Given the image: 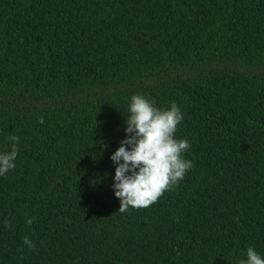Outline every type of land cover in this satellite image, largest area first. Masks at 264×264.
Masks as SVG:
<instances>
[{"label":"trees","instance_id":"16d2710c","mask_svg":"<svg viewBox=\"0 0 264 264\" xmlns=\"http://www.w3.org/2000/svg\"><path fill=\"white\" fill-rule=\"evenodd\" d=\"M133 95L177 104L193 167L119 213ZM10 135L0 264L264 258V0H0V152Z\"/></svg>","mask_w":264,"mask_h":264},{"label":"clouds","instance_id":"9594fccd","mask_svg":"<svg viewBox=\"0 0 264 264\" xmlns=\"http://www.w3.org/2000/svg\"><path fill=\"white\" fill-rule=\"evenodd\" d=\"M127 139L111 156L115 168L113 190L120 200L119 213L131 209L148 208L159 198L183 180L193 165L183 158L190 149L186 139L177 140L175 133L183 121L181 109L173 102L170 108L160 109L143 95H133L128 108ZM44 123L43 118L39 121ZM10 150L0 152V176L15 168L18 156L19 137L10 135ZM29 226L34 218H26ZM8 228L12 225L5 222ZM24 244L29 248L35 245L28 237ZM23 249H18L22 252ZM240 264H264L254 248L247 249V259Z\"/></svg>","mask_w":264,"mask_h":264}]
</instances>
